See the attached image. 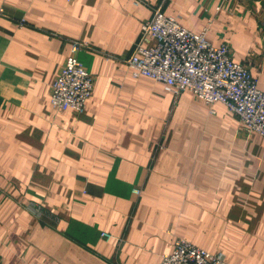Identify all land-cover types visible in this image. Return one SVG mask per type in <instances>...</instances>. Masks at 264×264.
Returning a JSON list of instances; mask_svg holds the SVG:
<instances>
[{
  "label": "crops",
  "instance_id": "crops-1",
  "mask_svg": "<svg viewBox=\"0 0 264 264\" xmlns=\"http://www.w3.org/2000/svg\"><path fill=\"white\" fill-rule=\"evenodd\" d=\"M159 6L264 92V0H0V264H160L178 238L264 264V138L126 64ZM73 41L79 115L49 100Z\"/></svg>",
  "mask_w": 264,
  "mask_h": 264
},
{
  "label": "built area",
  "instance_id": "built-area-1",
  "mask_svg": "<svg viewBox=\"0 0 264 264\" xmlns=\"http://www.w3.org/2000/svg\"><path fill=\"white\" fill-rule=\"evenodd\" d=\"M166 0H162L164 4ZM73 41L69 55L50 89V105L57 112L81 114L94 88V78L78 61L77 53L86 49ZM133 76H145L167 84L178 94L190 91L211 107L220 102L239 120L247 133L264 138V92L257 79L231 58L227 44L214 46L206 31L194 33L184 28L175 16H167L159 6L141 24L140 38L126 60ZM133 193L139 195L140 190ZM101 236L110 238L103 232ZM160 264H228L222 253L207 252L178 238L170 254Z\"/></svg>",
  "mask_w": 264,
  "mask_h": 264
},
{
  "label": "rangeland",
  "instance_id": "rangeland-1",
  "mask_svg": "<svg viewBox=\"0 0 264 264\" xmlns=\"http://www.w3.org/2000/svg\"><path fill=\"white\" fill-rule=\"evenodd\" d=\"M138 41H139V40H138ZM85 46H86V45H85ZM82 50H85V49H82ZM82 50H81V51H82ZM79 52H80V51H79ZM77 54H78V53H77ZM68 55H69V54H68ZM77 59H78V58H77ZM127 59H128V58H126V60H127ZM78 61H79V60H78ZM63 65H64V64H63ZM61 68H62V67H61ZM93 78H94V77H93ZM203 250H204V249H203ZM219 253H220V252H219Z\"/></svg>",
  "mask_w": 264,
  "mask_h": 264
}]
</instances>
